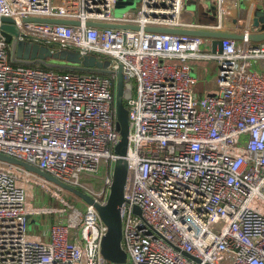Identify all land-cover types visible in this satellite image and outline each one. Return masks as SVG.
<instances>
[{
    "label": "built area",
    "instance_id": "2783aa9c",
    "mask_svg": "<svg viewBox=\"0 0 264 264\" xmlns=\"http://www.w3.org/2000/svg\"><path fill=\"white\" fill-rule=\"evenodd\" d=\"M211 2L217 23H204ZM246 2L241 17V3ZM117 0H0L18 41L54 45L82 58H108L133 85L128 178L121 209L126 264H264V0H142L115 14ZM65 20L79 26L32 22ZM100 23L130 28H98ZM146 28L242 35L209 54L204 37ZM214 41V40H213ZM216 60L217 95L197 97L192 61ZM116 77L15 64L0 30V155L39 168L75 189L80 175L110 172L86 190L107 204L120 142ZM58 185L0 160V264H106L108 228L93 205L81 210L54 192L61 208L35 207V190ZM83 189V188H82ZM140 209L141 215L134 212ZM69 211V212H68ZM60 218L28 235L29 219ZM81 236V239H80Z\"/></svg>",
    "mask_w": 264,
    "mask_h": 264
},
{
    "label": "water",
    "instance_id": "95a60500",
    "mask_svg": "<svg viewBox=\"0 0 264 264\" xmlns=\"http://www.w3.org/2000/svg\"><path fill=\"white\" fill-rule=\"evenodd\" d=\"M30 21L70 26L80 25L78 22L65 20L30 19ZM13 23L14 21L10 18L0 17L1 34L5 37L7 43L10 44L11 60L13 63L28 66L42 65L44 67L55 70L80 71L116 77L117 82L115 95V116L117 120L116 128L120 134L121 139L119 144L115 148V154L119 156V159L115 163L113 172V183L111 186L110 196L106 205L101 206L95 203L93 198L87 195L86 193H83L78 189L66 185L55 177L41 171L37 167L4 155H0V160L10 164L21 166L27 171L42 177L46 181L58 185L66 191L75 194L77 197L81 198L86 203L93 205L97 210L101 221L108 228L107 234L103 237L101 241V254L104 260L110 264H126L128 260V255L122 246L124 230L121 217V209L123 204L125 203V189L128 178V162L126 157L129 150L130 125L129 113L126 108V102L132 97L133 85L127 84L125 82L122 67H120L117 71L110 70L105 65V62L100 61L95 56H87L82 58L78 53L80 59L77 61L76 64L70 65L67 63L68 61L66 57L56 58L55 53L49 48L43 50L42 45L38 43L18 41L19 33L15 29ZM88 26L98 28H130L132 30H139L138 27H126L100 23H89ZM145 31L212 38L214 40L213 51H215L216 46L220 47L222 39L243 40L245 38L242 35L228 33L172 30L162 28H146ZM248 39L253 42H262L264 41V34L250 36ZM51 59H60L62 63H52L50 62ZM134 212L139 216L141 215L140 209L137 207L134 208Z\"/></svg>",
    "mask_w": 264,
    "mask_h": 264
},
{
    "label": "rangeland",
    "instance_id": "374dc122",
    "mask_svg": "<svg viewBox=\"0 0 264 264\" xmlns=\"http://www.w3.org/2000/svg\"><path fill=\"white\" fill-rule=\"evenodd\" d=\"M142 0H117L116 7H115V14L117 17L122 16L123 14L127 13L129 10H137L141 4ZM135 3V4H133ZM204 9V15L201 17L202 22L209 23V24H215L217 23V10L215 5H213L211 2H206L202 6ZM245 10H246V2L241 3V17L245 16ZM212 38H204V45L202 47V53L209 54L212 52ZM46 48H49L47 45H42V49L45 50ZM52 51L55 53L56 58L58 57H66L67 63L70 65L76 64L77 61L80 59L78 52L76 51H67V50H61L59 47L51 45ZM103 61L105 62V65L107 67L110 66V61L108 58H103ZM50 62L54 63V60L51 59ZM191 66L194 68L201 69L202 77L200 78L199 84L194 89L195 95L197 97H201L203 95H217L215 91L208 92L205 89V82L203 81L204 76L209 77H216L218 65L216 60H201V61H192L190 62ZM251 69H258L260 73H264V60L260 63L251 62ZM210 85V84H209ZM213 89V85H211ZM110 168L107 162L105 160H102L98 172L91 175H80L78 181L81 182V187L78 190L82 191L83 193H86V190L94 191L98 190V185L104 186L105 178L109 175ZM52 193H48L45 191L35 190V198L32 199L30 202L33 206H44L49 208H61L63 205L60 203L58 199H55L53 193L57 192L60 193L61 196H63L65 199L76 205L77 207H80L81 210L85 211V206L81 204V202L78 200L77 197H69V195L65 191L59 190L57 187H52ZM69 212V211H68ZM44 216V215H42ZM60 217L57 215H47L44 217L41 216H32L29 219V229H28V235H39L41 237H44V229H45V223L49 222H56Z\"/></svg>",
    "mask_w": 264,
    "mask_h": 264
},
{
    "label": "crops",
    "instance_id": "0c3cea01",
    "mask_svg": "<svg viewBox=\"0 0 264 264\" xmlns=\"http://www.w3.org/2000/svg\"><path fill=\"white\" fill-rule=\"evenodd\" d=\"M201 74H203V73H202L201 69L198 68V70L196 71V74L195 75H197V77L199 78V82H200V78L202 77ZM217 75H218V70H217ZM217 75H216V77L204 76L203 81L205 82V89H206V91H208V92L215 91L216 93L218 92V88H217ZM211 85H213V89H212ZM35 207H37V208L38 207L44 208V206H35ZM42 215L47 216V214H42ZM42 215H39V216L44 217ZM53 223H55V222H52V223L47 222V223H45V229H44L45 231H44V233H46V231L49 229L50 225H52Z\"/></svg>",
    "mask_w": 264,
    "mask_h": 264
},
{
    "label": "trees",
    "instance_id": "16d2710c",
    "mask_svg": "<svg viewBox=\"0 0 264 264\" xmlns=\"http://www.w3.org/2000/svg\"><path fill=\"white\" fill-rule=\"evenodd\" d=\"M47 46L49 47V49L52 50L51 45H47ZM53 60H54L55 63H62V61L60 59H53ZM65 62H67V61H65ZM34 67H38V68H42V69H46V70H55V69H50V68L44 67L42 65H35ZM106 264H110V263L107 262Z\"/></svg>",
    "mask_w": 264,
    "mask_h": 264
}]
</instances>
